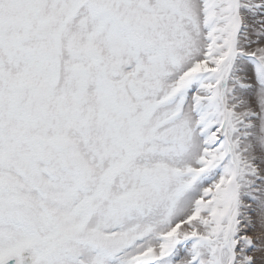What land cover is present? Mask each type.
Returning a JSON list of instances; mask_svg holds the SVG:
<instances>
[{
	"label": "snow or ice",
	"instance_id": "snow-or-ice-1",
	"mask_svg": "<svg viewBox=\"0 0 264 264\" xmlns=\"http://www.w3.org/2000/svg\"><path fill=\"white\" fill-rule=\"evenodd\" d=\"M0 264H264V0H0Z\"/></svg>",
	"mask_w": 264,
	"mask_h": 264
}]
</instances>
